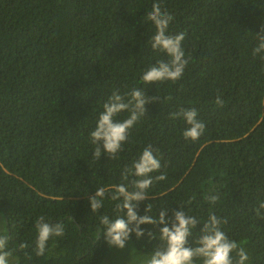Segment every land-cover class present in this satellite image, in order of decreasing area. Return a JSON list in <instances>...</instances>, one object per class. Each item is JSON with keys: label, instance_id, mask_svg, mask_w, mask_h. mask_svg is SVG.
I'll return each instance as SVG.
<instances>
[{"label": "trees", "instance_id": "16d2710c", "mask_svg": "<svg viewBox=\"0 0 264 264\" xmlns=\"http://www.w3.org/2000/svg\"><path fill=\"white\" fill-rule=\"evenodd\" d=\"M154 3L173 16L167 34H184L189 62L178 80L147 84L143 74L171 60L151 47ZM262 29L264 0H0V212L8 228L0 236L10 238L13 264H101L110 246L100 217L126 218L116 207L123 197L112 196L121 184L137 191L132 166L148 145L161 167L149 174L147 198L133 203L155 223L141 224L139 238L130 233L134 247H165L161 211L169 224L175 211L196 217L191 247L215 215L246 264H264V209L256 212L264 202V52L253 54ZM133 89L160 99L145 104L115 158L102 142L96 157L90 133L104 103L113 92L127 102ZM181 108L204 123L198 139L183 137L189 125L172 115ZM99 187L105 196L93 212L89 197ZM41 216L64 232L37 256ZM231 256L236 264L237 251Z\"/></svg>", "mask_w": 264, "mask_h": 264}, {"label": "clouds", "instance_id": "9594fccd", "mask_svg": "<svg viewBox=\"0 0 264 264\" xmlns=\"http://www.w3.org/2000/svg\"><path fill=\"white\" fill-rule=\"evenodd\" d=\"M148 20L152 21L156 27V33L151 37V47L154 50H161L171 57L168 62L159 61L156 65L151 66L142 76V80L149 84L163 80H178L184 72L188 60L185 59V53L181 48V41L184 34L180 33L175 36L167 34V29L173 16L166 10L162 11L159 3H154L152 11L148 14ZM258 45L253 49V54L264 52V29L257 34ZM264 59V56L261 57ZM130 99L124 102L118 92H113L108 101L104 103V111L99 115L95 130L90 133L91 143L96 145L94 155L100 157L102 147L104 152L111 158H115V154L121 149L123 142L127 140L128 130L135 124L138 119L147 111L145 104L149 102L159 101V97L146 96L142 89H133L129 93ZM216 103L222 105L223 101L217 98ZM129 111V118L123 121H115L114 117L121 111ZM173 118L183 117L187 127L183 132L185 139L196 140L205 130L203 122L197 119V111L195 109L181 108L178 112L173 113ZM159 159L154 156V149L151 145L144 148L142 154L133 163L132 169L134 175L140 179L134 181V187L137 191L130 192L126 185H118L115 187L113 200H118L121 196L123 202L117 204L118 210L126 209V218L117 216L114 220H109L108 216L100 217V222L106 226L104 233L105 239L109 246H115L123 249L125 242L129 239L130 233L135 232L137 237L144 235V231L140 229L141 224L155 223L152 217L148 215L138 216L136 212L137 203L147 198V189L152 185L153 178L149 175L153 171L160 169ZM127 177V173H124ZM156 180H164L166 176L161 174L155 177ZM105 196V188L99 187L95 196L89 197V203L93 212L102 206ZM218 195L208 196L210 203L218 200ZM150 205L146 211L150 210ZM260 209H264V202H261L256 210L260 215ZM165 211L159 214V222L164 226L160 229L161 239L165 242V247L156 249L151 254L146 264H193L196 257L203 258V264H233L231 253L236 250L239 257L236 264H246L249 257L244 248L240 247L236 242L231 241L221 230V221L217 216L210 215L208 221L204 223L201 229V235L197 240L196 247L188 246V237L192 234L191 229L197 225V219L194 216L186 215L183 211H175L174 221L169 224L165 221ZM134 224V227H129ZM36 231L38 233L36 247L34 249L37 256L45 253L46 244L52 236H62L64 226L61 223L45 222L43 216L37 218ZM151 235V234H150ZM10 238L8 236H0V264H8L7 257L10 255L6 251V245ZM26 247L21 245V248ZM238 249V250H237Z\"/></svg>", "mask_w": 264, "mask_h": 264}, {"label": "rangeland", "instance_id": "374dc122", "mask_svg": "<svg viewBox=\"0 0 264 264\" xmlns=\"http://www.w3.org/2000/svg\"><path fill=\"white\" fill-rule=\"evenodd\" d=\"M8 231L3 213L0 212V233ZM151 254L142 252L134 247L130 240L125 242L123 249L110 246L101 264H146ZM8 264H13L15 257H7Z\"/></svg>", "mask_w": 264, "mask_h": 264}]
</instances>
